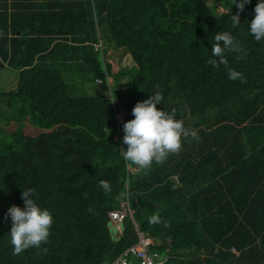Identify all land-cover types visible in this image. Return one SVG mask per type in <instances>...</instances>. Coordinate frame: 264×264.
<instances>
[{"label":"trees","instance_id":"trees-1","mask_svg":"<svg viewBox=\"0 0 264 264\" xmlns=\"http://www.w3.org/2000/svg\"><path fill=\"white\" fill-rule=\"evenodd\" d=\"M209 1L0 0V264L112 263L138 240L131 221L125 220L117 237L107 230V212L125 199L127 179L140 230L168 256L166 264H264V174L247 192L228 183L207 198H195V205L207 201L208 213H190L182 188L171 180L178 169L168 166L182 152L197 157L186 160L179 174L195 197L202 187L204 160L216 161L225 134L230 147L217 165L225 166V180L239 181L227 166L257 148L255 137L242 128L264 127V48L247 31L256 1L239 12L237 25L231 21L237 14L232 1ZM225 31L243 42L241 55L224 53L227 67L243 80H230L225 65L207 62L214 34ZM102 39L113 44L119 58L128 57L132 69L111 75L102 58ZM104 67L115 84L119 76L129 78V94L118 91L112 101ZM90 74L102 81L96 95L69 96L65 79ZM153 92L162 96L156 107L175 109L197 138L182 137L179 151L169 153L165 164L129 175L119 142L112 139L114 113ZM98 147L107 156L111 191L104 192L96 180L99 195L92 207L82 212L73 200H55L40 187L46 164L62 162L85 172ZM243 179L257 181L256 166ZM27 187L51 212L53 223L47 243L13 255L5 212L11 205L23 206L20 192ZM84 196L92 204L94 195ZM156 213L159 222L150 223Z\"/></svg>","mask_w":264,"mask_h":264},{"label":"clouds","instance_id":"clouds-1","mask_svg":"<svg viewBox=\"0 0 264 264\" xmlns=\"http://www.w3.org/2000/svg\"><path fill=\"white\" fill-rule=\"evenodd\" d=\"M248 3L249 0H232V4H235L237 9V14L231 15V21L233 25L239 24V12L242 11L244 6ZM247 31L252 40L264 48V0H256L253 8V16L248 22ZM239 43L242 44V47H240ZM97 49H102V45L100 44ZM242 49L243 42L230 34V32L225 31L215 33L214 43L211 44L210 56L207 62L212 67H216L217 64L225 65L228 79L235 80L239 78L243 80V76L240 72L227 67V61L224 57V53L226 51L233 52L236 55H241ZM103 71L107 86L109 87V95H113L114 99L112 101H114L116 95L113 93L111 86L108 83L110 78L106 75L107 67H104ZM85 80L89 85L95 87L96 95V88L102 84V81L97 79L93 74L88 75ZM65 87L67 88V86ZM84 97L90 98L93 96ZM161 101V94L158 92H153L148 97L137 98L136 103L130 109L120 108L114 113L116 131L112 134V139L115 142H119L118 148L120 155L125 161L126 172L129 175H134L140 173L141 171L151 170L155 165L165 164L167 161H169L166 158L169 153H175L179 151L182 137L197 138V133L186 128L183 121L178 119L182 117L177 116L175 109H158L156 107ZM214 128L216 127L214 126ZM214 128H212L211 131ZM262 128L263 127L258 126L242 128L245 131L243 133H246V135L252 134L255 137V141L253 142L257 145V148L254 151V157L256 160V164L254 166H256L257 179V164L259 162H261L264 170V154H260L259 152V140L263 134ZM250 130H260L261 133L246 132ZM236 133L241 135L237 130ZM114 136H116V139H114ZM241 136H243V134ZM205 142L203 146L205 145ZM224 144L225 147L223 149L216 151L217 162L211 161L210 159L205 161V172L199 175V181L205 188H218L219 186L227 184L223 181H217L218 176L224 179V175L227 173L225 168L217 165V163L222 161L225 152H227L230 147V143L227 142L225 134H223L220 138L219 148ZM196 158L197 157L194 155H186L185 152H182L179 158L168 163V166L171 168L177 167L178 173L180 174L185 161ZM239 164L240 163L227 167L240 180L237 181L232 178L229 179L232 180L234 184L244 187L242 183V177L243 175H246L251 169L248 171L245 167ZM68 168L72 170V173L68 170ZM44 170L46 177L40 187H44L48 192H50L52 194V198L55 200H73L76 208L80 209L82 212L85 211V207H92L96 197L99 195L97 185L95 183L96 180H98L97 184L104 192L107 193L111 191L110 184L108 181H106L110 172V168L107 156L104 154L102 147H98L96 154L94 155V159L90 162V165L85 172L81 170H74L72 167L64 165L62 162L56 165L46 164ZM179 174L173 175L171 180L173 181V184L177 186L176 188L179 190L182 188L180 191H182L185 208L188 209V212L190 213H208L207 201L204 200L202 203L195 205L193 203V197L187 192L185 186L179 178ZM262 176L263 175L259 177V180ZM256 183L250 184L245 192L253 189ZM2 188L3 187H0V189ZM84 195H94L92 204ZM124 196L125 199L120 201V205L117 208L111 209L107 212V230L110 232V227L115 228L116 226H121L120 234H122L126 223L125 220L131 221L135 226L138 240L135 244L131 245L123 252H120L114 258L111 264H113L120 256H123L124 253L130 249L137 247L140 244L141 237L151 241L149 253L153 256H156L155 264H166L168 261V256L165 253L164 256H160L155 252L152 253L151 248L156 245L155 241L150 235L145 234L140 230L139 224L135 218V210L133 209L131 201L129 200L128 179L125 183ZM20 197L23 201V206L20 207L11 205L5 212V218L10 220V228L7 233L8 242L11 245L13 255H17L28 248H39L42 244L47 243L49 230L53 223L51 212L47 208L42 207L37 202L36 195L32 187L23 189L20 192ZM124 210L128 211L123 217H115L112 215V213H123ZM157 216L158 214L156 213V216L154 215L150 217L149 222H159ZM128 258H131L133 261L129 262ZM126 260L130 264L139 263L131 254L126 256Z\"/></svg>","mask_w":264,"mask_h":264},{"label":"rangeland","instance_id":"rangeland-1","mask_svg":"<svg viewBox=\"0 0 264 264\" xmlns=\"http://www.w3.org/2000/svg\"><path fill=\"white\" fill-rule=\"evenodd\" d=\"M232 1V0H230ZM256 0H249V3L254 2ZM216 0H211L209 1V4H213L216 3ZM217 8L219 10V12H222L224 10V7L222 6V2H218L217 3ZM103 45V52H102V56L104 58V60L109 64V66L111 67V75H115L118 72H122L123 69H132L131 68V64L129 63V59L128 57H122L119 58V52L117 51L116 48H114L113 44H111L110 42L106 41V40H101ZM234 56H236V54L233 53ZM264 58V55H263ZM123 64H125V68H123ZM82 68V67H81ZM133 73H135L133 71ZM82 77V76H81ZM127 76H119L118 78V83L115 84L112 82V78L109 79V84L111 86V90L113 91V93L115 95H117L118 91H122L123 94H129L131 91V88H127V86H129V78H126ZM65 84L68 88V94L71 97H84V96H94L95 95V87H92L91 85H89L87 83V81L85 79H74V80H70V79H65ZM121 84V85H120ZM114 139H116V136H114ZM225 179L221 178V177H217V181H223L225 183H233L232 180L228 179L226 181H224ZM110 232L112 233L113 236L117 237L120 232H121V226H116L115 228L110 227ZM151 252H155L160 256H164V254L159 250L156 249L155 246H153L151 248ZM128 261L131 262L133 261L131 258H128ZM107 264H111V262L109 263L108 261H106Z\"/></svg>","mask_w":264,"mask_h":264},{"label":"built area","instance_id":"built-area-1","mask_svg":"<svg viewBox=\"0 0 264 264\" xmlns=\"http://www.w3.org/2000/svg\"><path fill=\"white\" fill-rule=\"evenodd\" d=\"M128 210H124L123 213H112L113 216H124ZM151 246V241L141 237L140 244L124 253L120 256L113 264H130L126 260V256L131 254L139 263L138 264H155L156 256L149 253V247Z\"/></svg>","mask_w":264,"mask_h":264},{"label":"crops","instance_id":"crops-1","mask_svg":"<svg viewBox=\"0 0 264 264\" xmlns=\"http://www.w3.org/2000/svg\"><path fill=\"white\" fill-rule=\"evenodd\" d=\"M262 133H263L262 134V137L259 140V146H260L259 152H260V154H264V127L262 128ZM201 154L203 156V148L201 149L199 155L201 156ZM206 160H204V162ZM239 163H240V165H242L243 167H245L248 171L250 169H252L254 167V165L256 164V160H255V157H254V152H253V154H251L250 156H248L243 161H240ZM257 166H258V168H257V171H258V179H257V181H254L251 184H255L256 182H259V177L264 174V170H263L262 165L260 166L259 164H257ZM222 168H225V166H222ZM248 174H249V172L245 175L246 178L248 177ZM242 183H243V186H244L245 190H247L250 184L248 182L244 183L243 177H242ZM201 186H202L201 187V191L195 197H193V199L198 198L199 196H202L203 198H207V196L209 195V193L211 191L217 189L216 187L205 188L203 185H201Z\"/></svg>","mask_w":264,"mask_h":264}]
</instances>
